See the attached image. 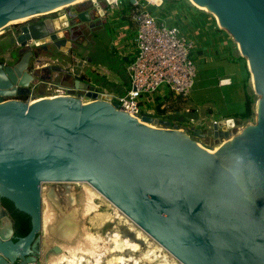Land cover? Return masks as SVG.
<instances>
[{
	"label": "water",
	"instance_id": "95a60500",
	"mask_svg": "<svg viewBox=\"0 0 264 264\" xmlns=\"http://www.w3.org/2000/svg\"><path fill=\"white\" fill-rule=\"evenodd\" d=\"M75 1L0 0V30ZM151 1L160 7L164 0ZM193 1L215 17L247 60L258 96L255 123L232 136L239 128L233 118L205 131H182L146 114L138 119L118 110L111 95L92 92L81 72L60 66L41 71L65 73L76 89L87 91L84 102L60 96L28 103L22 99L36 76L29 71L33 52L14 65L0 62V197L32 224L25 237L15 238L0 202V264H47L40 245L43 195L70 198L72 183L92 186L182 264H264V0ZM92 2L95 9L66 8L24 26L19 42H46L68 53L71 28L101 8ZM206 139L221 142L210 148L200 143ZM48 183L63 184V192L43 189Z\"/></svg>",
	"mask_w": 264,
	"mask_h": 264
},
{
	"label": "rangeland",
	"instance_id": "374dc122",
	"mask_svg": "<svg viewBox=\"0 0 264 264\" xmlns=\"http://www.w3.org/2000/svg\"><path fill=\"white\" fill-rule=\"evenodd\" d=\"M78 1V0H77ZM88 0H83L81 2H73L72 4L67 5L66 7L59 8L55 11L47 12L45 14H40L30 19L21 22V23H13L7 24L4 28L0 31V59L9 61V56L7 54V38L8 34L12 30L18 29L20 25L30 22L39 18L40 16H48L54 14L59 10H64L66 8H77V6ZM121 7L118 11L114 14L109 15V23L113 25L116 32L111 39L106 43V45H110V43L114 44V50H110L104 54L106 50L103 52H97L103 54L101 56V64L100 66H96L99 70L101 65L104 64L108 66V69L111 70V73L119 72L121 76L116 77L112 76L113 80H118L122 86L127 87V76L126 75V64L120 55L123 52H126L127 55L132 58L134 56L133 48L135 42V35L136 31L134 26H132L128 20H121L122 16L125 18H130L131 16V8L129 5V0H121ZM152 13L155 16L158 15H169V12L172 11L176 14V20H172L174 14L171 15V20L168 18L171 24L174 23L181 31L184 28V35L187 37L189 36L196 44L198 49L201 51L208 53L212 51V49L217 50L219 49L220 45L214 47V41L209 38L210 31L213 30L215 34H220L216 28L210 27V19L216 26H219L215 17L208 11L202 10L197 8V5L192 4L190 0H165L163 5L160 7L150 6ZM175 11V12H174ZM210 19H207V16ZM200 18L201 20H196V18ZM116 18V19H114ZM118 19V20H117ZM115 20L116 26L112 21ZM114 22V21H113ZM221 28V27H220ZM224 30V29H223ZM207 31L206 34V43H203L202 40L197 35V32ZM195 32V34H192ZM118 33V34H117ZM224 33L228 34L226 30ZM223 34V33H222ZM229 35V34H228ZM119 39L117 40V37ZM198 36V37H197ZM208 36V39H207ZM230 36V35H229ZM220 37V35H219ZM231 37V36H230ZM232 38V37H231ZM190 39V40H191ZM119 42V43H118ZM90 47L86 46L81 54H78L79 60L74 61L71 63L72 69H76L77 73L83 72L85 74L92 75L91 79L98 83L97 79L102 74L95 73L93 74L91 68L89 67L90 64L85 62L87 59L86 57H90L91 54L88 52ZM90 50V49H89ZM220 53V51H219ZM115 55L116 57H113ZM199 50L192 51V58L195 61L196 65V78L194 82V86L190 92V95L186 100L179 101L176 99V96L171 98L169 102L165 103L162 106V109L166 110L164 113H157V111H153L152 116L169 120L178 127H184L189 129L190 127L198 128L203 131L206 129V125L211 123L213 120H220L221 118L230 114L231 111L238 112L244 111V101L241 102L239 98V93L237 90V83H235L231 87H219L218 82L221 77L227 76V67H225V58L220 53L215 61H211L206 63L200 56ZM227 56L228 60H233V51L228 50L226 53L223 54ZM100 59V58H99ZM225 61V62H224ZM43 63H52L49 58H44ZM65 66H68V63H64ZM124 64V65H123ZM99 65V64H96ZM41 66V65H40ZM37 67L36 63H34L33 70ZM101 70V69H100ZM96 71V70H95ZM102 71V70H101ZM92 73V74H91ZM99 78H98V77ZM90 77V76H88ZM58 79V78H57ZM56 85H60L61 82L58 80L54 81ZM72 85V81L68 83V85ZM105 87L108 89L114 88V84L111 83L108 86L105 84ZM38 96L48 95L49 93L46 91L45 88H41L38 90ZM169 92L168 89L163 88L160 90L159 101H163L164 96ZM254 94V91H252ZM248 94V91L245 92V95ZM255 95V94H254ZM161 97H163L161 99ZM256 102L258 96H256ZM242 100H245V96H242ZM255 102V105H256ZM158 102H154V107L157 105ZM172 105V109L168 108V106ZM255 105H254V116L248 122H245V125L254 124L256 119L255 114ZM178 108V109H177ZM239 117V116H238ZM191 120H194L191 121ZM200 120L206 125H197L200 124ZM239 127L237 131L232 132V136L236 135L240 131ZM221 142V141H220ZM219 141L214 139H206L200 141V143L204 146L210 148H216L220 144ZM77 184V185H76ZM47 191L51 188L62 191L63 184L58 183H48L45 184ZM71 187V195L70 198L66 196V198L57 197V198H48L47 195H43V212L45 213L53 212V219L52 221H45L43 220V229L40 233V245L44 252H48V259L50 257L58 255L54 252L56 247L63 249V247L67 244H74L80 241L85 236V231H89L94 235H101L105 237L109 234L114 232L120 233V235L124 238H131L138 242L144 250L138 254H134V258L138 259L141 264H161L160 260L165 258V262L167 264H175L172 259L168 256H165L164 253L159 252V261L152 263V261H146L143 258L144 251L148 250V247H155L159 246L157 242L148 236L145 232H143L138 226H136L132 221H130L123 213H121L111 202H109L106 198H104L100 193H98L92 186L87 183H72ZM85 188L88 190H92L91 192L94 195V202L98 206V211L91 213L88 217L84 216L83 214V201L85 199ZM63 192V191H62ZM97 193V194H96ZM118 212V213H117ZM117 214V215H115ZM121 214V215H119ZM113 217V218H112ZM119 217V218H118ZM127 219V220H125ZM132 223V224H130ZM85 225V226H84ZM131 226V227H130ZM136 228V229H135ZM86 229V230H85ZM140 231L142 239L137 238V233ZM143 232V234L141 233ZM152 239V240H151ZM143 241V242H142ZM152 241L154 245L152 244ZM151 243V244H150ZM144 245V246H143ZM112 256H108L104 258V263L108 264L109 260ZM141 259V260H140ZM168 260V261H167ZM177 260V259H176ZM107 262V263H106ZM47 263V262H46Z\"/></svg>",
	"mask_w": 264,
	"mask_h": 264
},
{
	"label": "built area",
	"instance_id": "2783aa9c",
	"mask_svg": "<svg viewBox=\"0 0 264 264\" xmlns=\"http://www.w3.org/2000/svg\"><path fill=\"white\" fill-rule=\"evenodd\" d=\"M121 2V0H114L109 4L110 15L120 9ZM129 5L130 20L136 31L132 52L134 56L126 64L129 85L125 88L109 76H99L100 78L97 76L99 78L97 83L87 74L83 72L80 74L84 75L81 77L92 87V92L111 95L113 98L111 103L115 101L118 104V110L138 115L139 119L145 114L152 116L156 107H154V102L155 100L157 102L160 90L163 88L186 100L194 86L196 65L192 58L193 42L183 37L179 28L174 23L171 24L168 18H163L162 15L155 16L152 13L150 6H156L154 2L135 0V4H131L129 0ZM120 56L126 57L127 55L121 54ZM227 82L228 80H221V83ZM39 83L34 82L29 87L30 93L22 99L23 101L32 103L40 98L38 96ZM111 83L114 84V88L105 87V84L108 86ZM44 86L49 94L41 97L46 98L74 96L84 102L87 92L80 91L73 85L62 86L46 82ZM191 121L194 122V120ZM217 122L218 120H213L206 125L203 120H200V124L197 123V125H206V128H209ZM179 129L188 130L184 127H179Z\"/></svg>",
	"mask_w": 264,
	"mask_h": 264
},
{
	"label": "flooded vegetation",
	"instance_id": "af4514ba",
	"mask_svg": "<svg viewBox=\"0 0 264 264\" xmlns=\"http://www.w3.org/2000/svg\"><path fill=\"white\" fill-rule=\"evenodd\" d=\"M99 3L98 5L101 7L100 9L94 10L92 13H89V18H91L90 21L86 22H79L76 25H74L71 28V31L68 34V37L70 39V46L69 51L66 54H61L58 51H54L51 49V45L49 43L43 42V43H33L30 45V43H26L25 45H21L19 42L18 37L22 34V29L24 26L36 24L39 22H42L47 19L55 18L58 16L57 12H54L52 15L48 16H40L39 18L32 20L30 22H27L25 24H22L18 26L19 28L16 30H12L10 34H8L7 38V54L9 56V61H4L0 59V62H4L5 65H14L16 62L19 61V59L27 54L29 51L33 52V56L30 59L29 63V71H31L33 74H36V76H33V83L34 82H40L39 90L41 88H45L43 81H55L58 80V82H64L68 83L70 82V78H67V75L65 73H61L59 77L53 76V72L50 70L49 72H42L41 69L44 67H53V66H60L66 69H72L71 63L74 61L79 60L78 54H81L83 50L86 48V46H89L90 50L88 49V52L92 54L95 50V52H103V50H106L104 52H110V50H114V44L110 43V45H106V43L109 41V39L112 38L113 32L115 35V28L112 24L109 23V5L106 3L107 0H97ZM92 7V9H95L93 7L92 0H88L86 2L80 3L77 8H68L71 9V13L74 11H85L88 6ZM66 12V11H65ZM67 13V12H66ZM93 16H96L93 17ZM95 48L94 50H91ZM1 50V49H0ZM55 54L54 58H51L50 55ZM113 57H116L113 55ZM122 57V56H120ZM44 58H49L52 63H43ZM87 59H91L90 57H86ZM123 60L127 59L126 57H122ZM86 60V59H84ZM34 63H36L37 67L34 68ZM64 63H68V66L66 67ZM41 65V66H40ZM58 78V79H57ZM55 83V82H54Z\"/></svg>",
	"mask_w": 264,
	"mask_h": 264
},
{
	"label": "bare ground",
	"instance_id": "6f19581e",
	"mask_svg": "<svg viewBox=\"0 0 264 264\" xmlns=\"http://www.w3.org/2000/svg\"><path fill=\"white\" fill-rule=\"evenodd\" d=\"M81 1L83 0H78L76 2H81ZM190 1L192 4L194 5L196 4L193 0ZM196 5L197 8L202 9L198 4ZM31 17L13 20L8 24L21 23L30 19ZM33 102H36V100ZM145 125L154 128L152 124L145 123ZM209 152L214 153V151H209ZM91 191L85 188L86 195L83 201V206H84L83 214L85 217L86 216L88 217L91 213L98 211L97 208L98 206L93 201L94 195ZM45 212L46 211L43 212L44 222L45 221L51 222L54 213L53 212L45 213ZM141 233L143 234V232ZM137 238L142 239L140 231L137 233ZM152 244L154 245L153 241ZM142 250H144V248H142V246L138 242H136L131 238H125V237L123 238L118 232H114L105 237H102L101 235H97V234L94 235L89 231L88 232L85 231L84 238H82L80 241L74 244L65 245L62 249V252L58 255L50 257V259L47 261V264H105L104 258L108 256H112L109 260H107L109 262L108 264H141L140 261L138 259H135L133 256L134 254H138L142 252ZM144 252L145 253L142 259L146 261H152V263L159 261L158 253L162 252L164 253L165 256L170 257L175 264H182L178 260H176V258H174L171 254H169L166 250H164L161 246H155V247L149 246L148 250ZM165 258H163V260H160L161 264H167L165 262L166 261Z\"/></svg>",
	"mask_w": 264,
	"mask_h": 264
},
{
	"label": "crops",
	"instance_id": "0c3cea01",
	"mask_svg": "<svg viewBox=\"0 0 264 264\" xmlns=\"http://www.w3.org/2000/svg\"><path fill=\"white\" fill-rule=\"evenodd\" d=\"M172 13L173 12L170 11L169 12V15H166V16L165 15H162V16H163V18H170V20H171ZM173 14H174V16L172 15L173 16L172 20L174 19V21H175L176 20V17H175L176 14L175 13H173ZM114 19H116V18H114ZM207 19H210L209 16H207ZM196 20H201V19L198 17V18H196ZM113 21H112V23H114V25L116 26V23L117 22H115V20H113ZM132 26H134V25H132ZM208 26H209L208 28L214 26L216 28V30H218V32L220 33L219 34L220 37H219L218 34H215L213 32V30L210 31L211 33H209V38H211L214 41V47L213 48H215L217 45H220V47L217 50L212 49V51H209L208 53H205V52L201 51L202 48L201 49H198L199 46H197V44L189 36L186 37L184 35V33H182V32L185 31L184 28H183L182 31L180 29L179 30H180V33L182 34L183 37H185V38H187L189 40L191 39V41L193 42V46H194L193 47V51L199 50V52L201 54L200 55L201 58L206 63H209L211 61H215V59L218 56H220V53L223 56V58H225L226 63L224 65H225V67H227V73H226L227 76L221 77L219 79L218 86L221 87V88H223V87H231L235 83H237V90H238V93H239V98L238 99H241V102L244 101V111H238L237 113L231 111L229 115L221 118L220 120H222V119H228V118L235 119L236 122H237L238 127H242V128H240V131H241L245 127L244 126L245 125V121L241 120L240 117H238V116L244 114V112H245V108H246L245 107V101H246L245 92L248 91V94H253L252 91H254L253 90V85H252L251 73H250L249 66H248V62L241 55V53H240V51H239V49L237 47V44L234 42V40L228 34L224 33V30L222 28H220V26H216V24H214L211 19H210V24ZM206 32L205 31H202L201 33L199 31L197 32V35L199 36V38L202 40L203 43H206V38H205L206 37V34H205ZM192 34H195V32H192ZM118 39H119V36L117 37V40ZM207 39H208V36H207ZM94 49L95 48H93L91 50H94ZM228 50L233 51V60L230 59V61H229L228 58H227V56H224L223 55ZM219 51H220V53H219ZM122 54H126V52H123ZM102 55L103 54H101V53L99 54V53H97V51L95 52V50H94V52L90 56L91 59H86L85 62H87V64H90L89 67L92 70L91 72L93 74H95V73L100 74L101 73L102 76H109L111 79H112V76H115V78L121 76L119 72H115L114 74L111 73L112 72V69L109 70L108 69V66H106L104 64H102L101 65L102 67H100V69L102 71L100 69L98 70L96 68V66H100V64H101V59H102L101 56ZM127 56H129V55H127ZM127 56H126L127 59H124L125 62H128V60H130V56L129 57H127ZM96 64H99V65H96ZM125 71H126V69H125ZM87 76H90L91 77L92 75L87 74ZM125 76H128L127 73H126ZM221 80H228V82L227 83H221ZM114 81L116 82L118 80L116 79ZM47 83H51L52 84L53 82H47ZM60 85H62V86H68V83L67 82L66 83H64V82L62 83L61 82ZM70 85L71 84H69V86ZM119 85H121L120 82H119ZM128 85H129V81H128V77H127V86ZM123 87L126 88V86H123ZM243 95L245 96V100H242V96Z\"/></svg>",
	"mask_w": 264,
	"mask_h": 264
},
{
	"label": "trees",
	"instance_id": "16d2710c",
	"mask_svg": "<svg viewBox=\"0 0 264 264\" xmlns=\"http://www.w3.org/2000/svg\"><path fill=\"white\" fill-rule=\"evenodd\" d=\"M121 20H128L129 23L132 24V21L130 20V18H125V16H122ZM174 96L175 95L171 91H169L164 96V99H162L163 97H161V99L163 101L160 102L159 101L160 97L157 98L158 103L155 107V111H157V113H164L166 110L162 109V106L165 105V103L169 102V100L171 98H173ZM176 99H178L179 101L183 100L179 96H176ZM255 102H256V97L254 94H246L245 112H244V114L239 116L241 120L248 122V120L252 119V117L254 116ZM170 107L172 109H175V108H173L172 105L168 106L169 109H170ZM0 202L6 208V210L8 211L10 217L12 218V220L14 222L15 238L25 237L30 232V230L32 228L31 217L28 214L18 210L14 206V204L10 200H8L7 198L0 197Z\"/></svg>",
	"mask_w": 264,
	"mask_h": 264
}]
</instances>
